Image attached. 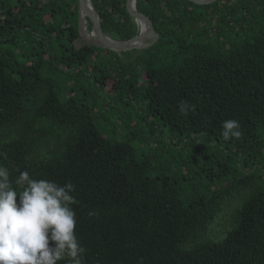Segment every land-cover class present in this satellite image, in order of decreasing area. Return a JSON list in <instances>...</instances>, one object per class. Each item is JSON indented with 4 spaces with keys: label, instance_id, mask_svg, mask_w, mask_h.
I'll return each instance as SVG.
<instances>
[{
    "label": "trees",
    "instance_id": "trees-1",
    "mask_svg": "<svg viewBox=\"0 0 264 264\" xmlns=\"http://www.w3.org/2000/svg\"><path fill=\"white\" fill-rule=\"evenodd\" d=\"M125 1L91 0L102 32L113 40L138 34ZM135 6L159 38L124 58L76 45L82 42L76 0H0V166L13 179L18 168L35 179L75 185L76 232L86 264H264V189H252L234 210L233 227L221 241L204 237L234 188L225 181L230 160L262 155L264 0L206 6L136 0ZM96 92L110 94L122 110L130 97L139 104L135 118H151L191 139L190 167L198 164L201 140L231 150L221 162L205 161L203 170L207 179L226 182L223 189L183 190L167 166L152 164L150 154L140 155L131 144L144 138L130 129V115L117 120L124 139L114 131L107 135L108 125L96 117L112 108L98 102ZM182 100L195 105L187 116L178 111ZM229 119L240 122L241 139L222 138V122Z\"/></svg>",
    "mask_w": 264,
    "mask_h": 264
},
{
    "label": "clouds",
    "instance_id": "clouds-1",
    "mask_svg": "<svg viewBox=\"0 0 264 264\" xmlns=\"http://www.w3.org/2000/svg\"><path fill=\"white\" fill-rule=\"evenodd\" d=\"M194 109L186 100L178 103L183 116ZM221 128L225 141L243 136L238 120H225ZM15 171L13 179L0 166V264H86V248L76 232L75 185L35 179L27 169Z\"/></svg>",
    "mask_w": 264,
    "mask_h": 264
},
{
    "label": "rangeland",
    "instance_id": "rangeland-1",
    "mask_svg": "<svg viewBox=\"0 0 264 264\" xmlns=\"http://www.w3.org/2000/svg\"><path fill=\"white\" fill-rule=\"evenodd\" d=\"M203 9L204 8H200L199 10ZM81 41L82 42H80V40L77 41L76 45L79 46L82 43H86L82 38ZM144 50L146 49L135 50V53H132L134 51L124 52L125 55L123 56L126 58L127 55H131L133 58L137 53ZM111 84L112 81L107 82V91L110 90ZM95 97L100 103L104 100H106L107 103L109 100H112L110 99V94H104L102 92H96ZM109 102L112 109L107 108V111L103 112L101 117H96L97 123L108 125L107 135H110V131H114V137L117 140L124 139L126 131L120 126V121L117 120L120 113L130 115L132 117V125L135 126L130 129L133 133L138 132L141 137L144 138L140 145L135 140H130L131 144L139 149L140 155L143 153L150 154L152 164L161 167L167 166V174L170 176L177 175L179 185L183 190L187 191L191 187H195L202 192L206 186L211 190H220L225 186L226 182L231 181L232 184L234 183V188H232L230 195L223 201V209L208 225L204 234L205 238L221 241L226 233L233 227L232 214L234 210L241 207L244 200L250 196L252 189H264V142L262 143L263 149L261 150L262 155L260 157L251 159L245 154L240 153L237 157H233L228 163L229 168L232 170V175L229 178L228 176L225 178L226 182H216L217 180L213 182V180L206 178L207 173L203 171L207 168L205 161L221 162L226 155L231 157V150H223L222 147L215 146L213 142L201 140L196 145H199V151L194 158V162H198V164L197 166H192L191 164L190 167V165L186 163L188 161V156H190L192 152L191 148H193V145L190 143L191 139L175 136L173 133H170L167 128L161 127L159 124L153 122L151 118L147 119V123L142 122L139 118H135L134 107L139 104L137 101H131L130 97L128 99L125 98L124 103L128 106H126L124 110H122L119 105L115 106L113 101ZM96 110L97 109L94 110V113ZM145 142L147 143L146 145L144 144ZM222 151H225V153H222ZM210 168L216 170L213 166H210ZM249 176H254L255 179H247Z\"/></svg>",
    "mask_w": 264,
    "mask_h": 264
},
{
    "label": "water",
    "instance_id": "water-1",
    "mask_svg": "<svg viewBox=\"0 0 264 264\" xmlns=\"http://www.w3.org/2000/svg\"><path fill=\"white\" fill-rule=\"evenodd\" d=\"M77 1V30L79 36L93 47L115 53L132 52L135 50L148 49L158 40L159 35L155 32L152 22L148 16L136 10V0H126L125 9L128 16L138 25V34L128 40L118 41L105 35L100 26L99 16L93 7L91 0ZM196 6H206L216 0H186ZM87 21L91 25V31L87 33L90 38L85 37Z\"/></svg>",
    "mask_w": 264,
    "mask_h": 264
},
{
    "label": "bare ground",
    "instance_id": "bare-ground-1",
    "mask_svg": "<svg viewBox=\"0 0 264 264\" xmlns=\"http://www.w3.org/2000/svg\"><path fill=\"white\" fill-rule=\"evenodd\" d=\"M87 25V23L85 24V26ZM87 31L85 30L84 32H83V34H85V37H88V38H90V35H87Z\"/></svg>",
    "mask_w": 264,
    "mask_h": 264
}]
</instances>
